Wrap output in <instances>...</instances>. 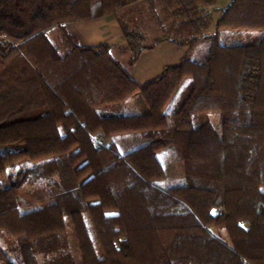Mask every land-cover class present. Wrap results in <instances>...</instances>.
<instances>
[{
	"label": "trees",
	"instance_id": "1",
	"mask_svg": "<svg viewBox=\"0 0 264 264\" xmlns=\"http://www.w3.org/2000/svg\"><path fill=\"white\" fill-rule=\"evenodd\" d=\"M214 4L0 0V264H113L111 244L119 264H264V35L219 40L264 31V0H231L216 18ZM110 14L129 65L163 41L189 51L141 82L110 44L66 27ZM146 17L165 32L151 43ZM203 41L200 62L190 51ZM137 95L144 109L126 111ZM126 134L146 143L122 153ZM178 161L183 175L163 186Z\"/></svg>",
	"mask_w": 264,
	"mask_h": 264
},
{
	"label": "rangeland",
	"instance_id": "2",
	"mask_svg": "<svg viewBox=\"0 0 264 264\" xmlns=\"http://www.w3.org/2000/svg\"><path fill=\"white\" fill-rule=\"evenodd\" d=\"M155 26L154 23H151L150 21H146V23L143 25V29L146 31L147 34V42L151 43L156 37H160L162 35H165V32L160 29H152V27ZM214 32L213 27H211L206 34H212ZM264 35L263 30H222L219 34V40L220 43L227 46H233V45H242L247 44L252 41L260 39ZM171 45H164L162 47H159L154 52H146L141 59L135 64V65H129V52L122 53L119 59L128 67L130 72L134 77L137 79H142V81L145 80H151L157 75H159L165 65H171L175 64L179 61V59L184 56L187 51H189V48L186 46H179L172 43H169ZM208 49V44L206 41H203L199 43L194 49L190 51V56L200 62L205 61L206 53ZM153 62L154 64L152 67H149L147 69L148 64ZM189 82V80L186 81V84ZM183 95V88L180 89V94L177 97V100H179ZM141 97L137 95L136 97L130 98L126 100L125 102L121 103L123 108L126 109V111H130L133 113H140L142 111L140 104H141ZM143 105V103H142ZM213 121L216 123L219 114L218 113H211L210 114ZM114 140L118 144L120 150L122 153H126L127 151L134 149L138 147L139 145L146 143V141L140 137L138 134H126V135H117L114 137ZM25 157H18L15 156L10 162L17 163L19 161L24 160ZM167 172V178L163 181V186H170L173 184L178 183L177 179L183 175V164L178 161L175 163L170 164L166 167ZM3 184H7L5 177L1 178ZM264 190V186H263ZM44 202H37L35 204L24 206V209H31L34 207H39ZM85 218L88 221V224L90 227H92V222L90 220L89 214H84ZM212 230L220 235L223 238H226V232L224 230H219L217 228H212ZM70 235V243L74 251H76V244L73 240V235ZM6 236L0 235V242L3 244L4 247H6L5 242ZM106 251L110 257V260L113 264H119L118 259L116 256V247L115 245H107L105 246ZM1 261H5L3 257L0 256Z\"/></svg>",
	"mask_w": 264,
	"mask_h": 264
},
{
	"label": "crops",
	"instance_id": "3",
	"mask_svg": "<svg viewBox=\"0 0 264 264\" xmlns=\"http://www.w3.org/2000/svg\"><path fill=\"white\" fill-rule=\"evenodd\" d=\"M230 1L231 0H215V4L212 7H210L209 10L213 14V16L216 18L220 9L227 6L230 3ZM146 21L147 22L150 21L151 23L155 24V26H153L152 29H160L161 30L159 25L156 24L149 17H146L145 19H143L142 27L146 23ZM66 27L71 33H73L74 35H76L78 37V39L80 40L82 45L97 46V45H100L102 43L110 44L112 46L111 52L114 55V57H116L117 59H119V57L121 56L122 53L129 52V50L127 49L126 38H125L121 28H120V25L118 23V20H117L115 14H110L106 17H103V18H100L97 20L67 23ZM211 27H213V26H211ZM169 43H172V45L175 44V43L170 42V41H163V42L157 44L154 49L143 51L140 58L138 59V61L141 59V57L146 52H154L159 47H162L164 45H171ZM175 45H177V44H175ZM129 54H130V52H129ZM129 58H130V56H129ZM153 64H154L153 62L148 64L147 69H149V67H152ZM137 80H139L141 82L148 81V80L142 81V79H137ZM140 107L142 110L144 109V106L142 104H140Z\"/></svg>",
	"mask_w": 264,
	"mask_h": 264
},
{
	"label": "built area",
	"instance_id": "4",
	"mask_svg": "<svg viewBox=\"0 0 264 264\" xmlns=\"http://www.w3.org/2000/svg\"><path fill=\"white\" fill-rule=\"evenodd\" d=\"M94 137H95V139H96L97 141H102V140H104L103 137H102V136H99V135H95ZM106 143H109V141L107 140Z\"/></svg>",
	"mask_w": 264,
	"mask_h": 264
}]
</instances>
